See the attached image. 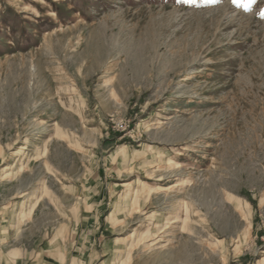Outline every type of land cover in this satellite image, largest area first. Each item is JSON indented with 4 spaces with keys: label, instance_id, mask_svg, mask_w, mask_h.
<instances>
[{
    "label": "rangeland",
    "instance_id": "374dc122",
    "mask_svg": "<svg viewBox=\"0 0 264 264\" xmlns=\"http://www.w3.org/2000/svg\"><path fill=\"white\" fill-rule=\"evenodd\" d=\"M27 179L50 264H264V0H0Z\"/></svg>",
    "mask_w": 264,
    "mask_h": 264
},
{
    "label": "crops",
    "instance_id": "0c3cea01",
    "mask_svg": "<svg viewBox=\"0 0 264 264\" xmlns=\"http://www.w3.org/2000/svg\"><path fill=\"white\" fill-rule=\"evenodd\" d=\"M12 166L13 164L5 169L4 176ZM37 185L39 184L28 179L24 181L21 188L24 192H30L23 195H16L9 188L0 191V264L51 262L45 254L46 248L41 250L38 223L32 220L36 209L34 203L37 201V198L32 196V191ZM30 212L32 213L29 219Z\"/></svg>",
    "mask_w": 264,
    "mask_h": 264
},
{
    "label": "bare ground",
    "instance_id": "6f19581e",
    "mask_svg": "<svg viewBox=\"0 0 264 264\" xmlns=\"http://www.w3.org/2000/svg\"><path fill=\"white\" fill-rule=\"evenodd\" d=\"M161 126H159L160 128ZM23 153V152H22ZM29 156V154L26 152V153H23L22 155H20L19 157V160L13 165V167L8 171L6 172V178H12L14 177L18 170H19V167L21 164H23V160H25L27 157ZM23 162V163H22ZM41 188L40 186H38L33 192H32V195L35 196L37 195L39 192H40ZM28 200V199H27ZM30 203V202H29ZM29 205V204H28ZM27 215V214H25Z\"/></svg>",
    "mask_w": 264,
    "mask_h": 264
},
{
    "label": "snow or ice",
    "instance_id": "6c2138e0",
    "mask_svg": "<svg viewBox=\"0 0 264 264\" xmlns=\"http://www.w3.org/2000/svg\"><path fill=\"white\" fill-rule=\"evenodd\" d=\"M256 2H257V0H248V3H249V4H253V5H254ZM249 10H250V9H249Z\"/></svg>",
    "mask_w": 264,
    "mask_h": 264
}]
</instances>
